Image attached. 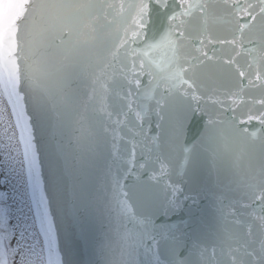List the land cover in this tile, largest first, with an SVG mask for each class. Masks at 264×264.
I'll return each instance as SVG.
<instances>
[{
  "label": "snow or ice",
  "instance_id": "snow-or-ice-1",
  "mask_svg": "<svg viewBox=\"0 0 264 264\" xmlns=\"http://www.w3.org/2000/svg\"><path fill=\"white\" fill-rule=\"evenodd\" d=\"M0 264H264V0H0Z\"/></svg>",
  "mask_w": 264,
  "mask_h": 264
}]
</instances>
